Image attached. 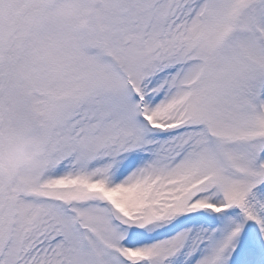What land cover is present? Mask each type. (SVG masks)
I'll list each match as a JSON object with an SVG mask.
<instances>
[{
	"label": "snow or ice",
	"instance_id": "6c2138e0",
	"mask_svg": "<svg viewBox=\"0 0 264 264\" xmlns=\"http://www.w3.org/2000/svg\"><path fill=\"white\" fill-rule=\"evenodd\" d=\"M0 264H264V0H0Z\"/></svg>",
	"mask_w": 264,
	"mask_h": 264
}]
</instances>
